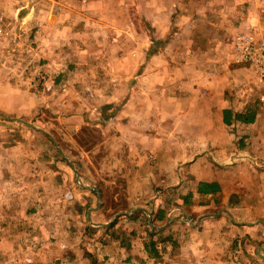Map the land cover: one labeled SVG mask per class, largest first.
<instances>
[{"label":"crops","instance_id":"obj_1","mask_svg":"<svg viewBox=\"0 0 264 264\" xmlns=\"http://www.w3.org/2000/svg\"><path fill=\"white\" fill-rule=\"evenodd\" d=\"M186 3L183 22L151 23V45L107 59L137 65H111L93 91L83 119L103 137L77 158L61 148L73 134L10 119L42 124L27 73L61 61V39H40L18 70L0 42V264H264V86L232 48L264 25V0Z\"/></svg>","mask_w":264,"mask_h":264},{"label":"rangeland","instance_id":"obj_2","mask_svg":"<svg viewBox=\"0 0 264 264\" xmlns=\"http://www.w3.org/2000/svg\"><path fill=\"white\" fill-rule=\"evenodd\" d=\"M20 1L23 2L0 0V23L4 26L0 42L10 43L2 50V63L7 62L16 70L21 69L24 63L21 57L32 54L33 51L29 49L36 47L37 42L46 39L56 43V39H61L59 48H53V52L61 50L62 60L53 62L44 58L45 64L50 65L51 72L40 68L46 66L39 62L41 59L36 58L33 61L31 57L33 62L27 77L41 93L44 105L41 107L46 110L40 111L38 115L43 117L42 124L36 117L30 121L24 120V123H37L43 132L49 133L53 138L54 135L63 137L64 134H73L76 142L62 140L61 148L71 151V155L76 158L80 147L87 149L103 137L98 126L87 120L84 122L83 119L87 117L88 107L95 104L96 94L93 95V91L107 86L109 78L106 75L111 70V65L115 71L121 72L135 71L137 65L131 60L109 63L107 59H117L121 53L127 52L130 55L141 52L143 44L149 46L151 39H157L156 31L153 33L152 30V22L181 23L184 19L182 11L186 9L184 6L190 4H184L188 0H47V7L44 0H31L47 12L36 13L30 18V15L22 12L16 13L15 3ZM174 3L179 4L175 6L176 11L172 8ZM197 4L198 0H192L191 5L198 6ZM43 24L47 25V29L43 30ZM21 41L23 44H19ZM110 83L115 85L112 80ZM71 89L77 92L71 94ZM61 93L67 95V102L62 101ZM71 111H76L78 118ZM59 117L62 119L59 120ZM10 119L21 118L13 116ZM100 160L103 161L102 156ZM91 173L96 180L104 183L103 175H97L93 169ZM23 258L21 256L19 260ZM24 261L27 264L32 262L27 257L22 264Z\"/></svg>","mask_w":264,"mask_h":264},{"label":"built area","instance_id":"obj_3","mask_svg":"<svg viewBox=\"0 0 264 264\" xmlns=\"http://www.w3.org/2000/svg\"><path fill=\"white\" fill-rule=\"evenodd\" d=\"M4 26L0 23V36ZM234 57L252 68L260 84L264 86V25L253 24L237 33L233 43ZM71 198L72 194L68 193Z\"/></svg>","mask_w":264,"mask_h":264},{"label":"water","instance_id":"obj_4","mask_svg":"<svg viewBox=\"0 0 264 264\" xmlns=\"http://www.w3.org/2000/svg\"><path fill=\"white\" fill-rule=\"evenodd\" d=\"M17 120H20V121H22V122H25L24 120H22V119H17ZM47 133V132H46ZM52 139H53V137L49 134V133H47Z\"/></svg>","mask_w":264,"mask_h":264}]
</instances>
